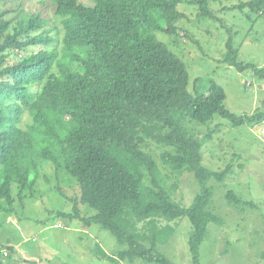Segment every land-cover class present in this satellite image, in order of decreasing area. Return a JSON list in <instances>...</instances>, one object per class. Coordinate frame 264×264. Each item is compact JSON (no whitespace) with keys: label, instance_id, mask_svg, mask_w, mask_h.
<instances>
[{"label":"trees","instance_id":"trees-1","mask_svg":"<svg viewBox=\"0 0 264 264\" xmlns=\"http://www.w3.org/2000/svg\"><path fill=\"white\" fill-rule=\"evenodd\" d=\"M93 1L86 7L79 0H48L61 19V50L42 11L19 19L13 30L8 12H0V211L11 214L15 203L33 198L46 178L42 169L49 167L66 172L79 187L72 213L58 216L96 224L125 247L113 256L99 247L103 258L113 264H175L158 245L168 244L185 220L192 264H200L209 224H222L209 209L213 191L207 184L223 182L232 165L221 172L203 166V142L191 123L218 116L235 127L264 128V102L254 116L237 117L225 108V91L215 82L206 93L188 91L185 64L153 35L182 33L183 0ZM23 2L16 4L20 14ZM186 2L198 7L199 16L213 17L209 0ZM9 5L0 0V8ZM231 9L261 17L264 0ZM227 46L223 62L239 72L252 70L264 83V68L238 60L231 40ZM31 48L36 52L27 53ZM204 138L208 142L211 133ZM153 142L161 147L164 169L187 171L197 180L199 192L189 206L168 192ZM226 197L231 206L242 203L230 191ZM79 203L95 214L81 217ZM162 221L167 224L159 228ZM8 250L13 254L0 252V264H20Z\"/></svg>","mask_w":264,"mask_h":264},{"label":"rangeland","instance_id":"rangeland-1","mask_svg":"<svg viewBox=\"0 0 264 264\" xmlns=\"http://www.w3.org/2000/svg\"><path fill=\"white\" fill-rule=\"evenodd\" d=\"M21 1L8 0L9 7L0 8V12H8L11 29L27 14L42 11V17L49 22L52 36L57 40L56 47L61 50V19L55 16L51 3L48 0H24L21 8L25 13L20 14L16 4ZM79 1L86 7L95 4L93 0ZM248 1L209 0L213 17L206 18L199 16L196 5L183 0L178 6L184 15L179 23L183 36L179 32V36L153 32L155 38L185 64L189 74L188 91L203 94L210 82H215L225 91V108L237 117L254 116L264 102V83L252 70L239 72L223 62L231 40L232 48L238 50V60L264 68V15L257 17L248 9H231ZM31 52H36V48L27 53ZM23 54L20 52V56ZM13 63L11 60L10 64ZM28 120L25 118L24 123ZM191 125L203 142L204 167L221 172L232 165L223 182L207 184L213 191L209 209L222 219V224H209L199 248L200 264H264V139L260 134L261 125L253 127L246 123L235 127L231 121L218 116L207 124L193 122ZM209 133L211 138L207 142L204 137ZM160 148L153 142V156L160 166L165 186L176 202L189 206L199 192L197 180L187 171L178 174L164 169L158 157ZM52 170L49 167L42 169L41 174L47 179L42 177L37 183L33 198H27L22 205L15 203L11 214L0 211V252L7 251L8 256L12 255L10 248L22 260L20 264H27L23 261L28 264H113L101 256L99 247L109 256L125 247L108 231L96 224L86 226L78 219L58 216L59 213H72L74 200H79V187L66 172L56 174ZM229 191L242 199V203L231 206L226 197ZM77 208L81 217L95 214L80 203ZM166 224L162 221L159 228ZM188 228L187 222L180 220L173 239L168 244L158 245V250L175 264H192L187 245Z\"/></svg>","mask_w":264,"mask_h":264},{"label":"built area","instance_id":"built-area-1","mask_svg":"<svg viewBox=\"0 0 264 264\" xmlns=\"http://www.w3.org/2000/svg\"><path fill=\"white\" fill-rule=\"evenodd\" d=\"M261 136H262V139H264V128H262V130H261Z\"/></svg>","mask_w":264,"mask_h":264}]
</instances>
